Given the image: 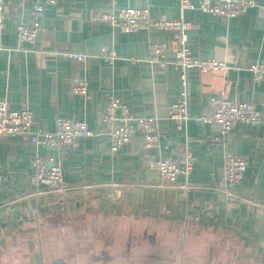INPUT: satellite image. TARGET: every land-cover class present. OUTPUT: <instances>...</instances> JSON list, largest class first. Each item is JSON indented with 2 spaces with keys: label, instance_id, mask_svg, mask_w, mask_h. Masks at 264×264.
Returning a JSON list of instances; mask_svg holds the SVG:
<instances>
[{
  "label": "crops",
  "instance_id": "1",
  "mask_svg": "<svg viewBox=\"0 0 264 264\" xmlns=\"http://www.w3.org/2000/svg\"><path fill=\"white\" fill-rule=\"evenodd\" d=\"M256 1L264 8V0ZM126 7L148 8L154 17L180 15L179 0H63L46 7L45 35L32 46L15 31L16 23L30 17L31 0L5 1L0 101L32 110L40 131L53 132L56 121L65 118L85 122L93 136L62 153L35 147L20 136L0 139V264H30L34 253L45 264H137L132 263L135 257L138 264H264V85H254L248 71L264 63V10L249 9L226 22L198 10L183 12L194 26L186 42L191 57L217 60L228 68L187 71L190 119L176 130L166 113L182 93L180 70L142 61L150 41L165 42V60L172 61L171 33H122L93 21ZM102 48L118 59L113 64L95 58L77 62L69 56L96 55ZM76 76L88 81L85 97L69 92ZM221 91L253 103L261 124H239L224 142L216 141L211 128L194 118L204 115L210 98ZM109 97L136 116L157 118L159 146L143 150L135 133L112 153L102 122ZM184 144L194 158L192 172L172 186L160 185L148 162L177 160L168 147ZM228 152L248 160L231 196L222 170ZM37 155L61 163L60 190L32 185Z\"/></svg>",
  "mask_w": 264,
  "mask_h": 264
},
{
  "label": "built area",
  "instance_id": "2",
  "mask_svg": "<svg viewBox=\"0 0 264 264\" xmlns=\"http://www.w3.org/2000/svg\"><path fill=\"white\" fill-rule=\"evenodd\" d=\"M5 1L0 0V31L7 25L5 22ZM63 0H31V15L25 21L15 24L18 39L32 46L42 40L45 35L43 16L48 5H57ZM260 7L256 0H179L180 15L176 19L164 15L152 16L148 8H121L115 12H105L94 17L93 21L104 23L122 33H132L140 30L170 32L175 46L174 59L165 60L167 45L162 41H150L147 55L142 61L158 67L173 65L180 70L182 93L180 98L167 108L166 118L175 125L176 130H182L190 119L187 101V71L197 69L200 73L224 72L227 65L217 60L193 59L186 46L187 32L194 26L183 18L185 10H198L210 14L226 22L244 14L249 9ZM77 62H86L91 58L113 64L117 55L105 48L98 54L73 53L69 55ZM140 61V60H138ZM252 82L256 86L264 85V63L256 62L248 68ZM69 92L75 96L85 97L88 93V81L85 77L76 76L72 79ZM198 124H206L215 134V140L224 142L233 128L239 124L258 126L261 124V114L253 103L239 102L221 91L210 98L204 115L194 118ZM112 153L119 152L137 133L143 150H150L160 144L157 129V118L140 117L132 114L129 108L118 98L109 97L102 116ZM6 136H20L35 147L62 153L77 148L78 141L92 137V132L85 122L59 118L53 132L40 131L35 125V113L27 107L13 109L6 101H0V139ZM165 147V146H164ZM166 148V147H165ZM168 149L178 155L177 160L152 159L148 169L157 177L160 185L172 186L179 176L187 179L193 170L194 158L187 145L169 146ZM34 175L31 183L34 186L43 184L52 190H60L63 185V170L61 163L52 156L37 155L33 159ZM248 166V160L238 154L225 153L223 157V178L227 195L241 184ZM2 165L0 163V186L2 184Z\"/></svg>",
  "mask_w": 264,
  "mask_h": 264
},
{
  "label": "water",
  "instance_id": "3",
  "mask_svg": "<svg viewBox=\"0 0 264 264\" xmlns=\"http://www.w3.org/2000/svg\"><path fill=\"white\" fill-rule=\"evenodd\" d=\"M18 216V213L16 214ZM30 264H45L44 260H42L41 255L39 253L31 254L30 256ZM53 264H62L60 261H55Z\"/></svg>",
  "mask_w": 264,
  "mask_h": 264
},
{
  "label": "flooded vegetation",
  "instance_id": "4",
  "mask_svg": "<svg viewBox=\"0 0 264 264\" xmlns=\"http://www.w3.org/2000/svg\"><path fill=\"white\" fill-rule=\"evenodd\" d=\"M152 259V258H151ZM153 260V259H152ZM149 261H151L150 259H148V260H146V262L147 263H149ZM153 262H155L154 260H153ZM132 263H140V260H139V257H135V258H133L132 259Z\"/></svg>",
  "mask_w": 264,
  "mask_h": 264
},
{
  "label": "rangeland",
  "instance_id": "5",
  "mask_svg": "<svg viewBox=\"0 0 264 264\" xmlns=\"http://www.w3.org/2000/svg\"><path fill=\"white\" fill-rule=\"evenodd\" d=\"M150 264H153V263H150Z\"/></svg>",
  "mask_w": 264,
  "mask_h": 264
}]
</instances>
